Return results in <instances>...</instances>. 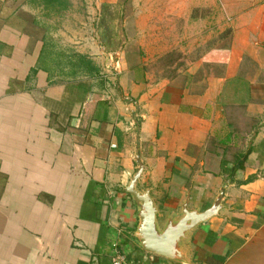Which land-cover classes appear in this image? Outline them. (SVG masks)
I'll return each mask as SVG.
<instances>
[{"label":"crops","instance_id":"1","mask_svg":"<svg viewBox=\"0 0 264 264\" xmlns=\"http://www.w3.org/2000/svg\"><path fill=\"white\" fill-rule=\"evenodd\" d=\"M154 3L168 4V49L185 55L169 76L152 74L139 43L117 45L112 14L0 0V264H110L116 253L130 264H264V0H182L183 13L177 0H133L127 35L161 36ZM74 53L98 72L73 71ZM138 161L135 189L160 231L184 208L217 205L184 232L178 257L135 237L126 187Z\"/></svg>","mask_w":264,"mask_h":264},{"label":"rangeland","instance_id":"2","mask_svg":"<svg viewBox=\"0 0 264 264\" xmlns=\"http://www.w3.org/2000/svg\"><path fill=\"white\" fill-rule=\"evenodd\" d=\"M106 1L109 0H78L79 10H80L79 12L81 16H83V13H86V15H90V14L93 15L94 11H96L97 13H105L106 16L112 14V19L107 20L106 23L109 24L110 27L113 26V28L116 31V35L120 34L119 40L117 41L118 42L117 45L125 46L126 44H129V42L132 43L133 45L136 43L142 45V47H144L145 53L149 57L153 58L151 60L152 65L149 66V70L152 72V74L156 76H169L171 72H173L172 65L174 63H184L183 58H185V55L182 52H177L174 49L172 50L168 49L173 44L175 38L174 33L172 36L167 35V29L168 26H170L168 25L167 12H166L168 4L162 3L161 5H155L154 3L149 6L152 12L151 14L149 13V17L151 18L149 19L148 22L152 24L153 21L154 22L159 21V23H156V26L158 27L157 30L160 31L161 36L149 35L145 37H135L133 35L131 36L127 35V32L129 30L130 32H132V29L133 30L135 29V24H136L135 8L133 4H131L133 0H117L116 4H105L106 6L102 7L101 6L102 2L107 3ZM178 2L179 0H177V13L178 12L183 13L184 8H183L182 0H180V3ZM95 7H97L96 10H94ZM159 7L161 8V11L160 10L155 11V8H159ZM214 11H215L214 7L209 8V7L198 6L197 8L195 7L193 8L192 13L200 14V13L208 12L210 14L211 12L214 13ZM84 18L86 19L85 15ZM182 19L183 18L181 17L178 18V16L176 15V21H177L176 29L178 27L183 26ZM163 20H165V24H162ZM89 22L91 24L92 20H89ZM94 22L95 25L98 24L97 18H95ZM211 22L213 23L214 20L209 19L208 23L210 24ZM208 43L210 44V40H208ZM167 49L168 51H166ZM188 54L194 56V54L197 55L199 53L198 52L194 53L192 51L187 53L186 56Z\"/></svg>","mask_w":264,"mask_h":264},{"label":"water","instance_id":"3","mask_svg":"<svg viewBox=\"0 0 264 264\" xmlns=\"http://www.w3.org/2000/svg\"><path fill=\"white\" fill-rule=\"evenodd\" d=\"M142 169L143 166L141 162L138 161L137 169L126 187V192L129 193L133 201L139 207V225L135 237L139 241V245L147 251L167 257H178L179 252L176 244L179 242L184 232L189 226L213 215L216 212L217 205L200 213L188 211L184 208L183 216L175 224H169L160 231L155 223L156 211L148 192H139L135 189V182L139 178Z\"/></svg>","mask_w":264,"mask_h":264},{"label":"trees","instance_id":"4","mask_svg":"<svg viewBox=\"0 0 264 264\" xmlns=\"http://www.w3.org/2000/svg\"><path fill=\"white\" fill-rule=\"evenodd\" d=\"M104 7V5H102ZM70 58L74 59L73 62V71L79 73L93 74L98 72V67L89 59L86 55L74 53L70 55ZM244 157V155L242 156ZM243 164V161L240 160L237 165H234L235 168H240Z\"/></svg>","mask_w":264,"mask_h":264},{"label":"built area","instance_id":"5","mask_svg":"<svg viewBox=\"0 0 264 264\" xmlns=\"http://www.w3.org/2000/svg\"><path fill=\"white\" fill-rule=\"evenodd\" d=\"M110 264H130L122 255L115 254L110 259Z\"/></svg>","mask_w":264,"mask_h":264}]
</instances>
